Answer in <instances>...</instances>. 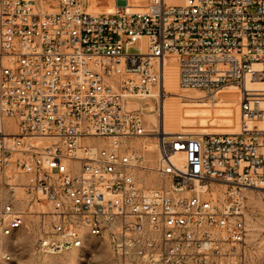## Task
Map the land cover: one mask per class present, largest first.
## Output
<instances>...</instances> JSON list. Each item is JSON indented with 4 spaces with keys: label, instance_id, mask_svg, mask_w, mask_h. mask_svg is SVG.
I'll list each match as a JSON object with an SVG mask.
<instances>
[{
    "label": "built area",
    "instance_id": "built-area-1",
    "mask_svg": "<svg viewBox=\"0 0 264 264\" xmlns=\"http://www.w3.org/2000/svg\"><path fill=\"white\" fill-rule=\"evenodd\" d=\"M170 58L179 87L199 99L238 85L239 132H165ZM256 117L264 118V0H154L141 12L0 0V174L11 196L22 187L49 204L45 253L92 235L108 240L120 264H244L246 192L264 191ZM140 138L156 141L154 167L133 146ZM143 171L158 183H145ZM0 220L6 234L22 224L13 199Z\"/></svg>",
    "mask_w": 264,
    "mask_h": 264
},
{
    "label": "rangeland",
    "instance_id": "rangeland-1",
    "mask_svg": "<svg viewBox=\"0 0 264 264\" xmlns=\"http://www.w3.org/2000/svg\"><path fill=\"white\" fill-rule=\"evenodd\" d=\"M154 0H90L91 9L103 12L121 11H145ZM182 2V3H181ZM184 0H172L173 5H181ZM252 9H250L251 11ZM174 59V58H172ZM174 65L169 61V66ZM173 76L168 71V79ZM238 85L232 84L226 89H235ZM169 95L166 98L176 97L170 90L165 89ZM191 90V89H190ZM193 99L182 97L179 105ZM157 125V124H156ZM175 133H184L179 125L171 124ZM224 124L218 120L211 124V128H223ZM184 128H191L186 125ZM203 134V133H200ZM153 143L150 151H144L141 143ZM150 143V144H151ZM135 149L145 153L149 157L148 165L155 166L157 158L156 141L152 138H140L133 142ZM145 183L156 185L157 178L148 171L138 173ZM7 180L4 174H0V211L3 203L8 198L13 199L15 207L23 212L22 224L12 230L9 234L2 231L3 222L0 220V264H120L119 258L112 251L106 238L88 235L83 245L79 248L64 251L59 254H48L39 247L40 237L43 231L49 230L51 217L48 213H42V209H48L49 204L36 200H29V197L22 193L11 196L4 182ZM23 182V178H19ZM252 191V192H251ZM249 190L245 198V214L248 228L247 249L244 264H264V191ZM223 194H215V197L223 198Z\"/></svg>",
    "mask_w": 264,
    "mask_h": 264
},
{
    "label": "bare ground",
    "instance_id": "bare-ground-1",
    "mask_svg": "<svg viewBox=\"0 0 264 264\" xmlns=\"http://www.w3.org/2000/svg\"><path fill=\"white\" fill-rule=\"evenodd\" d=\"M165 1L170 3L172 0ZM169 61L173 62L174 65L169 66ZM168 71H171L174 76L171 79H168ZM177 71V65L174 59H167L164 65V87L165 89L170 90V92L176 96L174 99L164 98L161 103L160 126H163L167 134H177L175 133V129L171 127V124H175V122L179 125V129L186 133V136L198 135L200 133L239 132L241 93L238 88V91H229L227 99L222 101L199 99L198 97L202 95L201 91L190 89L182 90L179 87L177 81ZM253 86H255L254 83L249 81L247 82L248 88H252ZM232 93L236 94L235 97L230 95ZM182 97H188L193 100L184 102L180 106L179 100L182 99ZM145 114L154 123L158 124L155 114L147 111ZM218 120H221V123L224 124V127L214 129L211 128V124H215ZM186 125L191 126V128H184ZM249 126L251 128H264V118L256 117L254 120L249 122ZM150 143H146L145 145L151 150L152 147H154V144ZM6 174L8 177H11L9 178L11 181L17 180V178L20 176L17 172L11 174L10 171H7ZM20 193L27 197V194L24 193L22 187H18L15 192L16 195Z\"/></svg>",
    "mask_w": 264,
    "mask_h": 264
},
{
    "label": "crops",
    "instance_id": "crops-1",
    "mask_svg": "<svg viewBox=\"0 0 264 264\" xmlns=\"http://www.w3.org/2000/svg\"><path fill=\"white\" fill-rule=\"evenodd\" d=\"M226 88H221L220 90L217 91V95H218V99H216L215 101H222L227 99V96L229 95V91H238L237 88L235 89H226ZM237 89V90H236ZM232 97H235V93L230 94ZM239 95V93H238Z\"/></svg>",
    "mask_w": 264,
    "mask_h": 264
}]
</instances>
